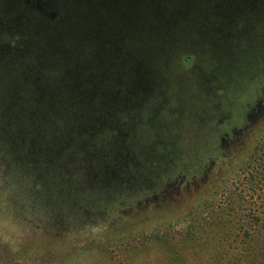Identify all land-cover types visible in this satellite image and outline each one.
Here are the masks:
<instances>
[{
	"label": "rangeland",
	"instance_id": "374dc122",
	"mask_svg": "<svg viewBox=\"0 0 264 264\" xmlns=\"http://www.w3.org/2000/svg\"><path fill=\"white\" fill-rule=\"evenodd\" d=\"M56 1L0 0V264H264V0H66L68 14ZM38 4L58 38L70 43L67 27L86 18L105 41L95 56L78 43L81 91L66 82L38 97L20 85V59L42 55L27 40ZM41 59L40 80L56 89ZM85 186L114 194L82 198ZM140 192L145 221L116 232L127 207L103 212ZM39 196L102 219L63 236L60 211L28 210Z\"/></svg>",
	"mask_w": 264,
	"mask_h": 264
},
{
	"label": "trees",
	"instance_id": "16d2710c",
	"mask_svg": "<svg viewBox=\"0 0 264 264\" xmlns=\"http://www.w3.org/2000/svg\"><path fill=\"white\" fill-rule=\"evenodd\" d=\"M55 1L56 0H54V2ZM56 2H61V1H56ZM64 2L65 3H63V6H64L65 10L67 9V14H68L70 12V11H68V9H70L69 8L70 2H67L66 0ZM40 9H42V8L40 7L39 4H38V7L33 8V10L37 11L36 14L37 15L39 14V17L34 22V26H33V28L35 30V31L34 30L33 31L35 32L36 38L33 37L32 39L30 38L27 40H28V42L31 41L33 44L34 43L37 44L39 42L38 46L41 47V53H42L41 56L45 57V60L47 62V66H48V70H49L48 71L49 73L46 71H43V74L47 78H49V76H50L51 82H49V83H53V85L56 89H54V88L51 89L52 86L49 84L46 85V83H48V81H46V80L41 81L40 80L41 76L38 75V73L40 72L39 69H42V64H43L41 56H38L33 61L29 60L30 57L26 58L27 55H23L24 58L20 59V61L24 64L22 67V75H24V76H23V79H22V82L20 83V85L21 86H28V89L33 88L34 93H36L37 94L36 96H38V97H43V95H44V97H49V96L54 97L48 93L50 91H54V93L56 94L55 96L60 95L64 91L63 83H66V82H67V84L72 86V88H74L75 90L81 91L83 89L82 84H81L82 79L78 78V77L74 78L73 77L74 76L73 71H72L74 69V65H78V63L76 61L72 60V56L75 58L74 52L78 51L81 48V46L80 47L78 46V43H81L82 40L85 41L83 39L84 37L87 38L89 44H90V42L94 43V45H95L94 46V48H95L94 49V56H95V53L98 50L97 47H99V48L104 47L105 41H104V39L103 40L99 39V41L96 42L94 36H91V31L93 30V27H92L93 25L85 27V25H86L85 19L86 18L85 19L82 18L79 20L77 19L76 22L74 20V22H72L71 25L69 27H67L66 31H67L68 37L70 39V43L65 38L60 39V38H58V36H59L58 33H53V31H57V24H55L56 21L51 22L50 17H48L49 15L43 14V13L40 14V12H42V10H40ZM43 9H44V7H43ZM26 34H27V37H30L28 33H26ZM37 37H38V39H37ZM73 38H75L76 43H74V41L72 42ZM108 42H109V44L106 46V48H108L109 46L112 47L113 41H108ZM64 43L69 44V45H67L68 47H66V45ZM59 46L63 49V51H61V53H59L57 58L54 57L55 59H53L52 58L53 55H52L51 51H53L55 48H57ZM43 50L48 51L47 54ZM37 55L38 54L36 51L34 57ZM94 56H93V58L95 59L96 57H94ZM192 57L193 56L191 54H189V55L187 54L183 58L187 62V61L191 60ZM93 58H92V67H90L91 68V69H89L90 71L88 70V72L86 73V75H88V76L98 75V74H96V71L99 68L95 64H93V62H94ZM30 65L33 67H31ZM38 65L41 68L38 69L37 68ZM28 67H30V68L28 69ZM92 69H95V70H92ZM116 69H118V68H116ZM124 70H125V68L123 69V71ZM114 72H116V71H114ZM67 74H69V77L67 78V81H66L65 76ZM81 76H82V73H81ZM88 76H84L83 80L87 81L89 78ZM109 77H110V75H109ZM17 83H18V80H17ZM57 89H60L59 92L55 91ZM13 92L16 93V91H13ZM45 94H47V95H45ZM57 104H59V102L52 103L50 105L52 107H54ZM63 106H64V104H63ZM22 120H24V119L22 118L21 121ZM186 158H190V156L186 157ZM20 169H22V168L20 167ZM30 172L34 178L35 177V175L33 174L34 171L32 170ZM73 174L74 173H71V176H73ZM15 175L19 176V177L22 176L23 177V183L24 182H31V183L33 182L30 177H28L25 173H23L19 170L17 171V174H15ZM47 176H48V178L46 179L47 182L44 179H43V181L45 183L43 181H41L44 189H47V187H49V184L51 183L53 175H47ZM35 179H36V182L40 181L38 179V177H35ZM52 183H53V181H52ZM83 183L84 182L82 181L80 183V185H82ZM22 185L25 186L26 184H22ZM28 185H30V184L28 183L27 186ZM50 192H51V190L47 191L48 194H50ZM80 194H81L82 198L85 196V197H88L90 199L92 195L96 196V197H100V198H107V197H109V195H111V194L113 195L114 192L102 191V190H99V192H98L96 188L90 189V187L85 186L84 190H81ZM34 198H32V200L30 199L31 200L30 204L27 203V206L29 207L28 210L32 211L31 214L35 213V211L32 210V207H34L35 205H37L40 208L44 207V210L41 213H38L34 216L42 215L43 217L44 216L51 217L54 215L53 213L58 214L60 211L62 218H60V217L59 218L61 219V222L63 224L62 226H64V228H65L62 231V234H61V232H60V234L63 236H66V237L71 235L72 230L73 231L77 230V232H74V233L76 235H81V234H79V233H81V230H80V229H82L81 227L90 224L91 227L95 228V227H97V225H95V224H97V221L102 219V218L98 219V216H99L98 215V216H94L93 218H89V220H86V218H87L86 215L91 214V211L92 212L94 211V208L89 207L88 204L85 206L86 210L88 209V211H85V210L82 211L81 210V212L79 214L75 210H80V209H76V207H72L71 209L73 211H71V212H75V213L65 216V214H63L65 212H63V211L65 209L64 207L66 206V204H62L60 200H55V199L51 200L52 198H50V200H49L47 198L39 196V198H36V199H38V201H37ZM122 203H124V205H125V207H127L128 211H127L126 215L120 213V215H121L120 216L118 214H119L120 207L123 206ZM91 204L92 203H90V205ZM120 204H122V205H120ZM91 206H93V205H91ZM110 207H111V210L103 212V215L113 216V214H117L119 216V217L117 216L119 219L117 220L116 223H114V226H113V230H115L116 232H119L121 230H126V228L128 226H130V228L135 229L136 227H138L140 225V223L145 221V220H141V218H143V217H140L142 215V212H144V210L147 211V210L152 208V206L148 202L147 197H145L144 193H142V192H140L135 197H132L131 200H126L124 202L122 201V202L117 203V204L116 203L109 204V208ZM103 208H105V207H103ZM164 211H166V210H163V212H161V214L164 213L163 217L166 216L165 215L166 212H164ZM90 216H92V215H88V217H90ZM76 235H75V237H76ZM157 240H159L161 242V241H165L166 239L162 238V237H155L153 239V241H157ZM143 243H144V241H143ZM90 244H92V242L88 243L87 245L89 246ZM145 245L149 246V245H151V242H149V243L145 242ZM140 247H141V245L137 244L135 246L131 245L129 247H125L124 249L126 251V254L134 255L139 251ZM101 253H103V251H100L97 254L101 255Z\"/></svg>",
	"mask_w": 264,
	"mask_h": 264
}]
</instances>
